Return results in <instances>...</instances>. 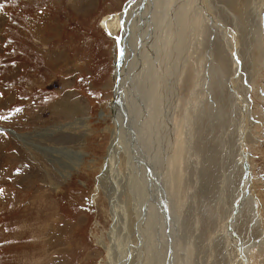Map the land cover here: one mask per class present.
I'll return each mask as SVG.
<instances>
[{
	"label": "rangeland",
	"instance_id": "obj_1",
	"mask_svg": "<svg viewBox=\"0 0 264 264\" xmlns=\"http://www.w3.org/2000/svg\"><path fill=\"white\" fill-rule=\"evenodd\" d=\"M126 1L0 0V116L8 117L0 119V264L162 262L149 236L133 239L124 154L132 135L117 120L131 97L113 100L117 38L127 66L131 32L119 36L118 26L114 36L103 22ZM195 1L187 18L179 8L165 16L166 31L145 23L151 41L128 66L134 78L145 70L146 107L134 102L129 111L136 137L156 146L163 178L160 197L144 194V207L164 247L170 241L171 264H243L239 253L245 264H264V0ZM184 19L189 29L168 37ZM36 132L31 144L17 135ZM113 135L119 154L108 150Z\"/></svg>",
	"mask_w": 264,
	"mask_h": 264
},
{
	"label": "bare ground",
	"instance_id": "obj_2",
	"mask_svg": "<svg viewBox=\"0 0 264 264\" xmlns=\"http://www.w3.org/2000/svg\"><path fill=\"white\" fill-rule=\"evenodd\" d=\"M180 3L182 4L181 7H177L175 8V5H172V2L171 0H166V1H163V0H159V4L156 0H147L146 4H145V7L142 11L140 12H137L135 13L136 10H139V7H138V2L139 1H135L133 2L131 5H129L126 9V23L125 24H129L127 25V32L125 34L124 37L128 36V34H130L131 32V36L129 35L127 38L128 39H131L130 42V50L128 49L129 53L127 55V58H128V63H127V66H126V59L124 58L125 56V53H126V49H125V46H123V48L121 49V56L119 55H116V59L114 61V79L116 81V85L114 84V88L113 89V100L114 99H118V97H121L123 96V94H127L129 95V97H131V99H126L124 102H125V107L124 109H122V113L119 114L117 120L119 122V125H118V129L119 127L121 126L123 131H125V129H127V133H128V136L129 135H132L130 136L131 138V143L130 145L127 143V147L126 148L127 150L124 151V154L127 156V155H130L131 156V160L129 159V163L127 164V169L125 170H128L127 171V174H128V178L130 179V184H129V196L132 198V204H133V210L135 212V215L137 217V222L135 221L136 223V227H135V233H136V236L133 237L134 241H138L140 239H142L143 237L145 236H149L152 241L154 242V247H155V251L158 252L159 249L161 250V252L163 253L162 255V262L161 264H166L165 261H166V247H164L163 243H162V240L160 239V236L161 234L159 233V230H160V225L157 221L153 220L152 219V216H151V213L148 209H146L144 207V202H143V197H144V194H146L147 196H149L151 199L152 197L149 195V194H156L157 196H159L160 194V189H164L163 186L160 188L159 186L160 185H163V178L161 177V174L159 173V166L155 163L154 159L156 158V155L155 153L158 152L156 150V146L153 147V144H148L147 141H145L143 138L142 140L140 138H137L139 135L138 134V129H136L134 127L135 125V121L137 119L133 118V114L136 112L134 111V113L130 112L129 109L130 108H133L135 109V106H133V103L134 102H137L138 105H139V108H137V111L139 110H142L143 107L145 108L146 105V99H144V97H142V99H140L139 97H141L140 93L144 87V84H145V79H144V76L146 77L145 75V70L144 69H141L139 74L136 76V78L134 77H130V73L128 72V66H131V67H135L137 66L136 65V61H135V54L139 53L141 50H142V47L141 46H145L146 43L148 42L146 39H145V36L147 34H144L146 31H143L142 28H144V25L149 27H152L153 25V29L156 28V24L158 23V26L159 28H163L164 31L168 30V28H165L167 27L166 26V19L167 17H165L168 13H169V16L172 15L173 13H175V11H178V8H179V11H180V16L183 17V18H187V7L186 5L189 4V5H193V8H194V11H197L198 10V4H197V1L195 0H179ZM200 1V0H198ZM162 2H167L168 6L166 7L165 9V6H164V10L161 11L162 9L160 8V5ZM164 3V4H165ZM162 6V5H161ZM188 6V5H187ZM192 7V6H191ZM200 10V9H199ZM218 10V9H217ZM168 11V12H167ZM192 11V10H191ZM123 12V11H122ZM119 13V14H114V15H107V17H105V21L103 22L105 24V27L115 36L116 33H115V28L117 30V28H119L118 26H120L121 24V21H122V16H123V13ZM152 12V15L153 13H156L157 15H155L153 17V19H150L148 17V13ZM138 13H141L143 14L144 16L141 18L142 20H139L138 22V19H139V14ZM166 13V14H165ZM147 14V16H146ZM176 14H178V12H176ZM223 14V13H222ZM117 15V17H116ZM133 15H137L138 19H137V22L134 24V17ZM198 16V15H197ZM160 17H163V22L160 21ZM130 18V19H129ZM166 18V19H165ZM196 19L198 17H195ZM202 18V17H201ZM129 19V21H127ZM170 19V18H169ZM168 20V19H167ZM201 20V19H200ZM183 21V26H180L181 29L178 28V30H175L173 29L172 27H174L173 25H171L170 28V32L167 34L168 37L175 33L176 31L177 32H184L185 30H183V28L185 29H189V23L190 21L188 22L186 19L182 20ZM213 22V21H212ZM146 23V24H145ZM216 23V22H215ZM150 24V25H149ZM169 25V24H167ZM197 26V25H196ZM215 27V26H214ZM176 28V27H175ZM133 29H134V32H138V31H141V34H140V38H141V42L139 43L138 45V40H137V37H138V34L137 35H134L132 36L133 34ZM205 29V28H203ZM124 32L126 31V29H123ZM145 30V29H144ZM202 30V29H201ZM162 31V30H161ZM175 31V32H174ZM193 32V31H192ZM204 32V31H203ZM187 33V36H189V32H186ZM151 34V33H150ZM190 34H192L190 32ZM198 34V33H196ZM199 35V34H198ZM202 35V34H201ZM193 36V34H192ZM207 37V36H206ZM199 38V37H198ZM201 38V37H200ZM193 39V38H192ZM195 39V38H194ZM197 40V39H196ZM151 41V39H150ZM149 41V42H150ZM117 42H121L122 45L125 43L123 41V37L120 38H117ZM148 42V44H149ZM196 42V41H195ZM160 43V42H159ZM163 43V42H162ZM161 43V44H162ZM185 43V42H184ZM187 43H190L187 42ZM201 43V42H200ZM199 43V44H200ZM155 44V43H153ZM186 44V43H185ZM193 44V43H192ZM118 44H116V48L118 47L117 46ZM182 45V44H181ZM180 45V46H181ZM138 46V47H137ZM184 46V45H183ZM182 46V47H183ZM185 47V46H184ZM137 48V49H136ZM188 48V47H187ZM199 48V47H198ZM201 48V47H200ZM178 49V48H177ZM190 49V48H188ZM196 50V49H195ZM159 53V52H158ZM165 54V48H164V52ZM194 53V52H193ZM183 54V53H182ZM143 55H147V53L143 54ZM187 55V54H186ZM190 55V54H189ZM187 55V56H189ZM196 55V53H195ZM156 56H159L160 55H156ZM164 56V55H163ZM163 56L160 57L163 58ZM165 57V56H164ZM195 57V56H194ZM147 57H143L142 59V62H141V68L144 64V61ZM148 61V60H146ZM145 61V62H146ZM157 61V60H155ZM159 61V60H158ZM152 62V60H151ZM160 62V61H159ZM170 62V61H169ZM170 65V63H169ZM155 65H153L154 67ZM162 66V65H161ZM145 67V66H144ZM157 68V67H156ZM148 70V69H147ZM163 71V70H162ZM126 73H129L128 76L126 75ZM191 75V74H190ZM186 77V75H185ZM147 78V77H146ZM179 78V77H178ZM189 78V77H188ZM126 79H129L130 80V83L129 85H125V81ZM187 79V77H186ZM185 79V80H186ZM232 79V78H231ZM154 80V79H153ZM188 80V79H187ZM186 80V81H187ZM179 82V81H178ZM183 83H185L183 81ZM188 83H189V80H188ZM233 83V82H232ZM146 86V85H145ZM190 86V85H189ZM122 87V88H121ZM155 87L157 89L161 88L160 85H158V83H154V82H151V85H150V90ZM188 88V87H186ZM147 89V88H146ZM126 92V93H125ZM144 94V93H143ZM144 95H147L144 94ZM123 100V99H122ZM121 100V101H122ZM135 105V104H134ZM122 108H123V105H122ZM142 108V109H140ZM148 108H151L150 106ZM148 110V109H147ZM131 120H134V123L132 124ZM117 122V123H118ZM78 125V124H81V120L78 119L76 122H72V123H66L65 126L68 127L70 125ZM64 125V124H63ZM138 126V124H136ZM61 126V125H59ZM58 126V127H59ZM124 126V127H123ZM140 126V124H139ZM139 126L137 128H139ZM144 126V125H143ZM56 127V129L58 128ZM148 128V127H147ZM117 129V130H118ZM146 129V128H145ZM156 129V128H155ZM158 130V129H157ZM48 131V129L46 130ZM51 131V129H50ZM49 133H52L50 132ZM43 132L45 133V130H43ZM149 132V131H148ZM38 132L36 133H18L17 135L22 138L24 140V142H27V143H30L31 144V138H33V135H37ZM47 133V132H46ZM124 133V132H123ZM117 134V133H116ZM158 134V133H157ZM137 136V137H136ZM120 137V136H119ZM122 137V136H121ZM118 139V138H117ZM149 139V138H148ZM150 140V139H149ZM121 141V140H120ZM119 142V141H117ZM126 142H127V138H126ZM150 142V141H149ZM203 143V142H201ZM35 144V143H33ZM110 147H109V153H115L117 152V154L121 153V150H117V148H115L116 146V136L113 135V138H112V141L110 143ZM126 144V143H125ZM199 144V143H198ZM119 145V144H118ZM121 145V144H120ZM35 146V145H34ZM122 146V145H121ZM150 147V148H149ZM37 148L43 152H46L48 150H51V148L49 147H45V146H42V145H39L37 146ZM200 148V147H199ZM69 149V148H68ZM122 149V148H121ZM211 151V150H210ZM209 151V152H210ZM50 152V151H49ZM75 152V151H74ZM203 152V151H202ZM73 153V152H71ZM71 155V154H70ZM75 155V154H74ZM211 155V154H210ZM213 155V154H212ZM205 157V156H204ZM80 158V157H79ZM136 158H138L137 162H136ZM108 159H113V156H111V158H108ZM134 160V161H133ZM109 161V160H108ZM113 162V161H112ZM113 164V163H112ZM208 165V163H207ZM138 167V168H137ZM126 168V167H125ZM210 168V167H209ZM205 169V167H204ZM209 171V170H207ZM212 171V170H211ZM122 172V171H121ZM123 173V172H122ZM123 175V174H122ZM145 175H148V178H147V182L145 180ZM209 175V174H207ZM211 176V175H210ZM166 180V179H165ZM209 181V179L207 180ZM123 182V181H122ZM165 182V181H164ZM168 183V182H167ZM171 183V182H170ZM209 183V182H208ZM124 185V184H123ZM117 186V185H116ZM128 186V185H127ZM115 188V187H114ZM120 188V187H119ZM116 190V189H115ZM124 190V188L122 189ZM126 190V189H125ZM213 191V190H212ZM163 192V191H162ZM149 193V194H148ZM164 193V192H163ZM120 194V193H119ZM120 195H123V194H120ZM124 196V195H123ZM160 197V196H159ZM120 198V197H119ZM113 201V199H112ZM113 203V202H112ZM115 203V201H114ZM124 203V202H122ZM154 203V202H153ZM118 204V203H117ZM155 204V203H154ZM125 205H126V208H128L129 206V197H128V201H125ZM156 205V204H155ZM115 206V204H114ZM157 206V205H156ZM115 208V207H114ZM113 208V209H114ZM158 208V212L161 214L162 216V210L161 207L157 206ZM132 210V211H133ZM166 211V210H165ZM115 212V211H114ZM164 212V211H163ZM169 212V211H168ZM165 213V212H164ZM163 213V215H165ZM171 213V212H170ZM169 213V214H170ZM168 214V215H169ZM167 215V216H168ZM131 216V214H130ZM163 217V216H162ZM169 217V216H168ZM164 220V219H163ZM242 228V227H241ZM244 228V227H243ZM242 233V232H241ZM165 237H166V234L164 233ZM253 235V234H252ZM255 236V235H253ZM240 237V235L238 236ZM155 238V240L153 239ZM241 239V238H239ZM248 239V238H247ZM167 240V239H166ZM165 240V241H166ZM244 241H241V243H245L246 242V239L244 238L243 239ZM182 242V241H181ZM185 243V242H184ZM255 243V242H254ZM168 245V243H166ZM165 244V245H166ZM181 244V243H180ZM183 244V243H182ZM253 244V243H252ZM252 244H248L247 247H246V251L252 246ZM246 245V244H244ZM175 246V245H174ZM176 246L178 248H180V245L179 244H176ZM182 246V245H181ZM183 247V246H182ZM186 248V246H184ZM244 247V246H243ZM124 248H125V245H124ZM163 248V249H162ZM177 248V249H178ZM183 249V248H182ZM126 250V249H125ZM186 250V249H185ZM128 255L130 254L129 250H126ZM171 251H172V247H171ZM179 251V249L177 250V252ZM182 252V251H181ZM187 252V251H185ZM173 253V251L171 252V254ZM182 254V253H181ZM175 255V254H174ZM130 257V256H129ZM177 257V256H176ZM180 257V256H179ZM178 257V258H179ZM183 257V255H182ZM172 255H171V259L169 260V263L171 264V260H172ZM132 259V258H131ZM181 259V258H180ZM186 259V258H185ZM184 259V260H185ZM110 264H120V262L118 260H111ZM122 264H136V262H133L132 260L129 261V262H122ZM173 264H178V260H176V263L173 262ZM183 264V263H182Z\"/></svg>",
	"mask_w": 264,
	"mask_h": 264
},
{
	"label": "water",
	"instance_id": "obj_3",
	"mask_svg": "<svg viewBox=\"0 0 264 264\" xmlns=\"http://www.w3.org/2000/svg\"><path fill=\"white\" fill-rule=\"evenodd\" d=\"M135 1H139L138 4H137L138 7H139V10H136L135 13L142 11L144 9V7H145V3L147 2V0H127L126 1V7H128L129 5H131ZM123 10L124 11H123V16H122V21H121V24H120L119 36L122 35L123 29H126V31L123 33V34H126L127 29H128L127 28V25H129V24H125L126 23V13H125L126 12V9H125L124 6H123ZM129 19L127 21H129ZM138 41L140 43L141 42V38L138 37ZM117 46H118L116 48L117 54L119 56H121V54H122L121 49L123 48L122 43L119 42ZM235 60H236V63H237L236 64L237 67H236L235 75H238L239 74V71H240V64H239L240 61H239V59L237 57V54H235ZM171 252H172L171 251V244H170V241H169V243H168V245L166 247V261H165L166 264H170L169 263V260L171 259V255H172ZM237 259H241V261L243 262V264H245V260H244V258L242 257V255L240 253H239V258H237Z\"/></svg>",
	"mask_w": 264,
	"mask_h": 264
},
{
	"label": "snow or ice",
	"instance_id": "obj_4",
	"mask_svg": "<svg viewBox=\"0 0 264 264\" xmlns=\"http://www.w3.org/2000/svg\"><path fill=\"white\" fill-rule=\"evenodd\" d=\"M16 111L18 112V111H20V109H16ZM0 119H8V117L7 116H0ZM0 192H2V190H0Z\"/></svg>",
	"mask_w": 264,
	"mask_h": 264
}]
</instances>
